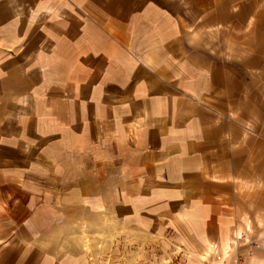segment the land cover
<instances>
[{"label": "crops", "instance_id": "obj_1", "mask_svg": "<svg viewBox=\"0 0 264 264\" xmlns=\"http://www.w3.org/2000/svg\"><path fill=\"white\" fill-rule=\"evenodd\" d=\"M92 217L264 264V0H0V264H90Z\"/></svg>", "mask_w": 264, "mask_h": 264}, {"label": "rangeland", "instance_id": "obj_2", "mask_svg": "<svg viewBox=\"0 0 264 264\" xmlns=\"http://www.w3.org/2000/svg\"><path fill=\"white\" fill-rule=\"evenodd\" d=\"M73 214L74 216L76 215V213ZM98 220L95 217L89 218V228H102V224L105 223V226H103L105 228L104 232L90 231L85 233L79 232L67 234V232H64V227L67 224L62 223L61 227L58 226V228L61 229H58V231L56 232L57 240H62L63 238L68 236L67 240H73V247H76V244L82 242L83 240V242L85 243H83L84 251L88 255L90 264H125L123 263V259H125L129 255H133L132 253L134 252L137 253V251L134 248H130L127 240L121 238L120 242V239L116 238L118 237V234H114L113 232H111L112 227L110 219L107 220L105 218L102 219V221ZM124 235L125 234H122V236ZM135 256L137 259V254ZM139 256H142V254H138V257Z\"/></svg>", "mask_w": 264, "mask_h": 264}]
</instances>
